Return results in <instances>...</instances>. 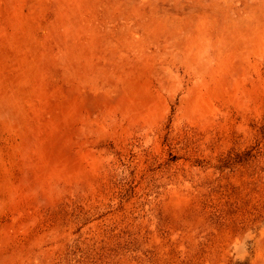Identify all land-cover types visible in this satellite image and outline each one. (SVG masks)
<instances>
[{"label":"rangeland","instance_id":"obj_1","mask_svg":"<svg viewBox=\"0 0 264 264\" xmlns=\"http://www.w3.org/2000/svg\"><path fill=\"white\" fill-rule=\"evenodd\" d=\"M0 264H264V0H0Z\"/></svg>","mask_w":264,"mask_h":264}]
</instances>
